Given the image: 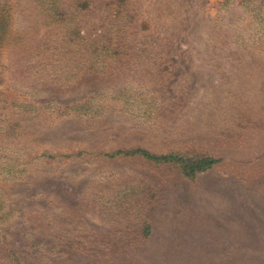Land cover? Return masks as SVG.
<instances>
[{"label":"rangeland","instance_id":"obj_1","mask_svg":"<svg viewBox=\"0 0 264 264\" xmlns=\"http://www.w3.org/2000/svg\"><path fill=\"white\" fill-rule=\"evenodd\" d=\"M191 248L264 264V0H0V264Z\"/></svg>","mask_w":264,"mask_h":264},{"label":"trees","instance_id":"obj_2","mask_svg":"<svg viewBox=\"0 0 264 264\" xmlns=\"http://www.w3.org/2000/svg\"><path fill=\"white\" fill-rule=\"evenodd\" d=\"M106 157L114 156H140L144 159L156 162V163H174L177 164L181 169L183 174L187 178L194 177L197 173L205 172L211 169L214 165L220 162V159H215L212 157H202L199 160L193 161L188 158H184L180 155H154L150 152L137 148L134 150H123L119 149L112 154H106Z\"/></svg>","mask_w":264,"mask_h":264},{"label":"crops","instance_id":"obj_3","mask_svg":"<svg viewBox=\"0 0 264 264\" xmlns=\"http://www.w3.org/2000/svg\"><path fill=\"white\" fill-rule=\"evenodd\" d=\"M193 242H198V241H196V240H193ZM182 253V257H184V258H188L190 261H191V263L190 264H193V260L195 259V258H201V259H204V258H206L205 256H206V254L205 253H208V251H206V250H202V249H193V248H191V249H189V250H187V251H181ZM203 252H205V253H203Z\"/></svg>","mask_w":264,"mask_h":264}]
</instances>
